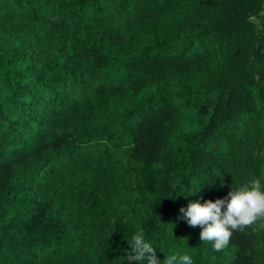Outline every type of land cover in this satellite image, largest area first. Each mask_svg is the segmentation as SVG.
Instances as JSON below:
<instances>
[{"label": "trees", "instance_id": "1", "mask_svg": "<svg viewBox=\"0 0 264 264\" xmlns=\"http://www.w3.org/2000/svg\"><path fill=\"white\" fill-rule=\"evenodd\" d=\"M254 179L264 0H0V264H129L137 232L264 264L259 222L215 251L180 211Z\"/></svg>", "mask_w": 264, "mask_h": 264}, {"label": "clouds", "instance_id": "2", "mask_svg": "<svg viewBox=\"0 0 264 264\" xmlns=\"http://www.w3.org/2000/svg\"><path fill=\"white\" fill-rule=\"evenodd\" d=\"M253 23L256 18L249 17ZM200 190V189H199ZM197 191L191 192L192 194ZM229 199L190 202L187 208H181L182 219H186L192 227L201 226L200 238L205 242H212L215 251L224 249L236 230L243 231L246 227L256 225L264 229V191L261 181L254 179L250 184L232 188ZM129 264L144 261L146 264H160L156 256V249L145 241L144 234L137 232L132 237L130 252L127 255ZM192 264L187 254L177 257L171 255L165 259V264Z\"/></svg>", "mask_w": 264, "mask_h": 264}]
</instances>
